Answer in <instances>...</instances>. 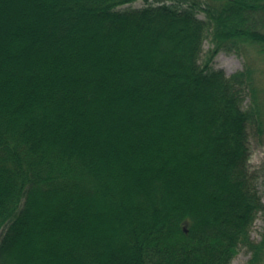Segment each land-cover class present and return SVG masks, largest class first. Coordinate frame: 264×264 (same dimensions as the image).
Masks as SVG:
<instances>
[{
  "label": "trees",
  "instance_id": "obj_1",
  "mask_svg": "<svg viewBox=\"0 0 264 264\" xmlns=\"http://www.w3.org/2000/svg\"><path fill=\"white\" fill-rule=\"evenodd\" d=\"M249 124L264 0H0V264H262Z\"/></svg>",
  "mask_w": 264,
  "mask_h": 264
},
{
  "label": "rangeland",
  "instance_id": "obj_2",
  "mask_svg": "<svg viewBox=\"0 0 264 264\" xmlns=\"http://www.w3.org/2000/svg\"><path fill=\"white\" fill-rule=\"evenodd\" d=\"M141 3H138L139 5ZM136 5V4H135ZM202 16V15H201ZM211 47L209 41L205 42V49ZM244 57L236 54L221 52L216 57V65L222 68L226 75L231 76L241 70L244 64ZM251 105V99L246 97L245 106ZM250 139V160L249 165L252 172L257 175V185L264 200V135L261 136L254 124L248 125ZM252 238L260 242L264 234V212H261L252 228ZM252 257V253L246 248H241L233 260V264H247ZM264 264V260L262 262Z\"/></svg>",
  "mask_w": 264,
  "mask_h": 264
}]
</instances>
